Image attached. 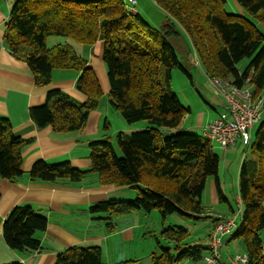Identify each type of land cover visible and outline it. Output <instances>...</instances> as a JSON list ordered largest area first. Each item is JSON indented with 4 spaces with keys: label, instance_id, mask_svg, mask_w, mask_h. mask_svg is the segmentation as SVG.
I'll use <instances>...</instances> for the list:
<instances>
[{
    "label": "trees",
    "instance_id": "obj_1",
    "mask_svg": "<svg viewBox=\"0 0 264 264\" xmlns=\"http://www.w3.org/2000/svg\"><path fill=\"white\" fill-rule=\"evenodd\" d=\"M154 1L166 14L160 27L147 23L140 13L131 14L122 0H17L5 25L7 48L28 65L37 86H48L55 70L73 69L80 73L77 89L88 97L86 103L77 104L60 90L50 91L46 104L30 109L38 128L51 127L61 135L80 132L103 97L88 61L67 44L49 49V37L87 49L102 42L111 106L127 124L149 123L147 130L119 134L120 157L111 138L92 141L90 170L68 161L48 164L40 160L29 173L33 182L52 184L82 182L94 173L102 186L138 189L134 200L109 199L91 207L90 212L106 223L110 233L116 230L118 218L135 211L151 214L158 210L163 219L176 214L193 221L210 214L203 195L207 180L218 179L221 159L204 136L176 131L191 110L171 89L172 71L179 69L191 76L172 39L185 33L208 76L222 77L238 86L250 78L254 98H264V34L257 27V23L264 24V0H236L246 15L228 12L226 0ZM138 26L148 34V48L124 36L132 35ZM245 59L250 60L249 65L240 73L238 65ZM26 143L16 136L8 119L0 118V181H15L23 175ZM251 154L240 170L243 217L231 238L244 247L249 264H264V121ZM47 228L46 216L21 205L12 209L2 231L10 249L32 253L42 251L38 235ZM162 235L174 243L176 253L163 248L160 254H152L151 264L199 262L203 253L211 250L203 243L188 242L191 234L183 227L166 228ZM211 235L206 237L210 243ZM55 264L105 263L100 247L71 246L58 255Z\"/></svg>",
    "mask_w": 264,
    "mask_h": 264
},
{
    "label": "crops",
    "instance_id": "obj_2",
    "mask_svg": "<svg viewBox=\"0 0 264 264\" xmlns=\"http://www.w3.org/2000/svg\"><path fill=\"white\" fill-rule=\"evenodd\" d=\"M16 1L0 0V118L8 119L16 136L21 137L27 143L22 150L23 175L15 181L8 179L0 181V264L18 262L55 264L58 255L71 246L100 247L103 251L105 264H141L142 256L137 255L136 250L133 255L138 230L142 226L133 217L136 213H129L118 218L116 230L110 233L103 227L104 222L99 220V216L90 212L91 207L99 202L130 195V188L102 186L99 183L98 175L94 173L77 183L69 181H60L55 184L33 182L29 177L33 165L40 160L48 164L68 161L74 167L90 170V143L92 141L107 137L112 139L118 132L128 134L138 132L142 127L135 125L128 127L127 123H124V119L122 120L119 113L111 106L107 70L103 62L104 45L102 42H98L82 55L88 61V66L93 68L103 91L98 108L90 113L85 128L80 132L63 135L55 133L51 127L38 128L30 117V109L46 104L50 91L60 90L77 104L86 103L88 97L76 87L80 77L78 71L73 69L55 70L52 82L48 86L41 87L36 85L34 74L28 65L12 55L6 46L4 37L5 25ZM226 1L228 12L246 15L236 0ZM257 27L264 34V24L257 23ZM68 43L69 41L58 37H49L47 40L49 49L69 45ZM238 70L240 73L243 72L239 68ZM114 124L117 125L115 128H113ZM204 127H202V136H204ZM176 131L180 132L179 129ZM226 154L227 150H223L219 177L212 180L213 203L220 208L223 202L228 203L222 189L226 170ZM208 183L209 179L203 195L204 205ZM21 205L31 206L38 214L48 218L47 230L38 235L43 248L40 252L14 251L8 247L4 240L2 231L4 221L13 208ZM231 215L233 213L217 212L214 217L206 214L201 220L196 221L198 226L196 225L195 229L190 228L192 233L201 231L198 240H195L196 243H203L209 247L210 240H206V237L211 234L214 221L219 217ZM231 236L224 239L222 249L224 258L235 255L231 249L235 243L237 246H241L242 252H245L240 242L232 240Z\"/></svg>",
    "mask_w": 264,
    "mask_h": 264
},
{
    "label": "rangeland",
    "instance_id": "obj_3",
    "mask_svg": "<svg viewBox=\"0 0 264 264\" xmlns=\"http://www.w3.org/2000/svg\"><path fill=\"white\" fill-rule=\"evenodd\" d=\"M138 1V10L141 14V17L147 23L155 27H160L161 24H164L166 22V14L163 10H161V8H159V6L155 3L154 0ZM124 36L130 42H134L135 44H138L143 48H148V46L151 45L148 34L142 27L138 26L137 30L132 35L125 34ZM171 42L173 45L175 43L179 58L184 67L188 70L189 75L191 76L190 78L185 72L179 69H175L172 71L171 89L175 93H177L182 105L185 108H190L191 110L190 113L185 116L182 125L179 127V130L180 132L202 135V127L221 117L220 112L224 111V101L222 97L215 95L214 88L207 78L204 67L202 65L197 66L195 64V50L192 46L190 38L185 33H182V36H179L177 40L172 39ZM68 44L70 46L69 48H71L79 56L85 54L87 50V48H83L84 46L76 44L72 41H69ZM249 62V59L243 60L238 65V68L244 71L248 67ZM123 121L124 123H126L125 120ZM263 121L264 115L263 120L258 123L254 128L253 139L249 147L238 142L234 148L227 150L225 178L222 181V189L229 204L227 202H223V208L217 207L213 203L212 180L215 178H209L208 188L205 192L204 206L209 209L211 216H216L217 212H227L229 214L238 213L240 170L246 158L252 157V146L254 144L258 129L260 128ZM126 125H128V127L133 125L137 127H142L140 131L147 130L150 126L147 121H141L133 125ZM116 126L117 125L114 124L113 128H115ZM120 133L121 132H118V134L111 139L114 144L115 151L119 157L122 155L121 150L118 146V136ZM123 134L128 133L123 132ZM212 146L214 152L222 160V148L217 145V143H212ZM139 187L140 189H142L141 186ZM137 196L138 189H131L130 195L125 197H118V199L134 200L137 198ZM133 213H136V216H133L136 222L138 224H142V226L139 227L133 251V255L135 254L136 250V254L142 256L141 264H151L153 256L152 254H160L163 248H171L174 250V243L172 241L167 240L162 235L164 229L177 227H183L188 229L189 233L191 234L190 238L188 239V242L198 240V235L201 232L199 230L195 233H192L190 228L195 229L197 222L191 220L190 218H185L176 214L169 216L167 219H163L162 215L158 210H154L151 214H148L144 211H135ZM240 215L241 216L238 219V226L240 225L241 219L243 217V209ZM130 218L133 220L132 217ZM103 227L106 228V223L103 224ZM232 247L233 248L231 249L233 250L234 254H236L237 252L244 253L242 252L243 249L241 248V246H237V243H235ZM174 252L176 253V250H174ZM206 255H208L207 251L203 253L201 261L195 262L192 260H186L182 264H206L203 260Z\"/></svg>",
    "mask_w": 264,
    "mask_h": 264
},
{
    "label": "built area",
    "instance_id": "obj_4",
    "mask_svg": "<svg viewBox=\"0 0 264 264\" xmlns=\"http://www.w3.org/2000/svg\"><path fill=\"white\" fill-rule=\"evenodd\" d=\"M122 1L131 14L138 15L140 13L137 7L138 0ZM194 55L195 64L200 66L201 62L196 51H194ZM207 78L214 88L215 95L222 97L224 111L220 114V118L204 127V137L211 143H217L223 150L234 148L238 142L249 147L255 126L263 120L264 98H254L250 78L243 86H238L222 77L207 75ZM238 205V213L228 217H219L218 223L214 226L211 235V250L204 257L206 264H249V257L245 252L230 255L227 258L222 255L224 239L231 236L238 228V219L242 211L239 196Z\"/></svg>",
    "mask_w": 264,
    "mask_h": 264
}]
</instances>
